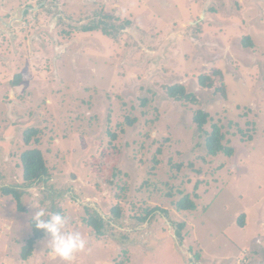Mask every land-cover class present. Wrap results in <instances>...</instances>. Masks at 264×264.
Segmentation results:
<instances>
[{
  "label": "rangeland",
  "instance_id": "obj_1",
  "mask_svg": "<svg viewBox=\"0 0 264 264\" xmlns=\"http://www.w3.org/2000/svg\"><path fill=\"white\" fill-rule=\"evenodd\" d=\"M214 67L222 77L200 87ZM174 83L197 101L170 99ZM200 108L231 157L207 154ZM32 148L49 177L27 189L22 211L0 195V264H64L45 233L21 257L37 193L52 213L47 190L65 230L87 238L72 264H264V0H0V185L21 187ZM184 195L196 209H176ZM114 207L121 225L104 236L83 221ZM153 207L150 221L136 219Z\"/></svg>",
  "mask_w": 264,
  "mask_h": 264
},
{
  "label": "trees",
  "instance_id": "obj_2",
  "mask_svg": "<svg viewBox=\"0 0 264 264\" xmlns=\"http://www.w3.org/2000/svg\"><path fill=\"white\" fill-rule=\"evenodd\" d=\"M108 1V0H107ZM101 8V7H100ZM103 10H99L98 13H103ZM103 17L108 18L109 16L114 17L113 14L107 15V14H101ZM100 21H97L96 23H92L90 25L81 26L79 27V30L83 32H90L97 30L99 27ZM107 32V31H106ZM105 32V33H106ZM243 45L245 47H253L252 39L247 35L244 37V43ZM219 76L222 77V72L217 67H214L211 72L209 73H202L198 76L197 83L202 88H211L213 87V82L215 78ZM21 82V76L19 74H16L12 83L14 85H18ZM216 91H221L220 93L225 95L226 93V87L225 83L222 82L219 87H216ZM167 96L170 99L173 100H187L191 103H195L197 101V97L194 93L188 92L186 89V86L184 83H174L173 85H170L166 89ZM142 103L146 104V99L142 100ZM209 114L204 109H196L193 115V122L196 125L197 130L200 133L201 136L204 135V141L203 145L204 148L207 151V154L216 156L219 153H222L226 156L231 157L234 154V148L232 146H229L227 144H224L225 140V133L222 131V127L218 125H213L212 130L210 132H207L204 130V125L208 121ZM128 124H132L134 122V118L127 117ZM38 133V129L32 127L29 129H26L23 136V141L25 144H30L31 140H35V137ZM114 135V133H113ZM251 138V137H249ZM21 161H22V167H23V183L20 186L15 185H9V184H2L0 185V195L4 196H12L17 203L18 209L21 211L25 209V206L23 205V197L27 193V189L30 188L34 184L41 183L42 181H45L49 177V171L48 167L46 165L45 159L43 154L41 153L40 149L38 148H32L25 150L21 153ZM197 186V185H196ZM54 193H52L50 190H47L45 192V198L46 202L50 198L54 201ZM194 197H198V194H194ZM50 206V209L52 210V213L59 212V207L53 204ZM175 207L179 211H185V210H194L196 209V203L195 201L189 196L184 195L179 200L175 202ZM146 214L137 217L136 219L138 221H150L151 216L154 215L155 212H161V209L159 207H153L145 211ZM113 216L106 217L104 215H101L98 211L95 210V208L91 209V212H89V216L85 219H83L84 223L91 227L95 233L98 236H104L108 233L109 230H112L115 228L114 226L121 225L119 222V219L121 218V212L118 207L113 208ZM237 224L239 226L245 225L244 215H240L238 217ZM32 231L33 235L30 237V239L27 240L25 246L22 247L21 251V257L25 260L29 256H31L33 251V244L35 240L40 239L44 236V232L40 230H36L34 224L31 221ZM179 229H182L184 227V223H180ZM180 231V230H179ZM249 255V254H248ZM195 258H199V255L196 254Z\"/></svg>",
  "mask_w": 264,
  "mask_h": 264
},
{
  "label": "clouds",
  "instance_id": "obj_3",
  "mask_svg": "<svg viewBox=\"0 0 264 264\" xmlns=\"http://www.w3.org/2000/svg\"><path fill=\"white\" fill-rule=\"evenodd\" d=\"M36 203L32 206L36 209L32 216V223L36 230L43 231L47 235L44 245L48 255L59 259L64 264H72L76 255L83 252L87 246V238L84 234L75 230H65L69 218L60 212L50 213L46 207L39 204V194L34 197Z\"/></svg>",
  "mask_w": 264,
  "mask_h": 264
},
{
  "label": "crops",
  "instance_id": "obj_4",
  "mask_svg": "<svg viewBox=\"0 0 264 264\" xmlns=\"http://www.w3.org/2000/svg\"><path fill=\"white\" fill-rule=\"evenodd\" d=\"M243 262H245V261L243 260Z\"/></svg>",
  "mask_w": 264,
  "mask_h": 264
}]
</instances>
